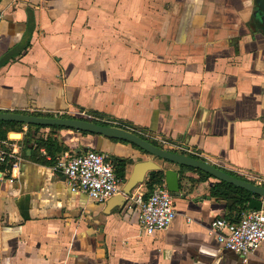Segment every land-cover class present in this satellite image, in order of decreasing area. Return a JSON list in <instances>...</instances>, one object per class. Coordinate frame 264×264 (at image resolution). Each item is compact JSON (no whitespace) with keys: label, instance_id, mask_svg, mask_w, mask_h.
Here are the masks:
<instances>
[{"label":"crops","instance_id":"0c3cea01","mask_svg":"<svg viewBox=\"0 0 264 264\" xmlns=\"http://www.w3.org/2000/svg\"><path fill=\"white\" fill-rule=\"evenodd\" d=\"M263 15L259 0H1L0 112L92 113L264 186ZM26 132L2 139L21 158L0 164V264H242L207 233L213 217L250 209L227 217L210 194L221 180L66 127L30 128L23 149ZM49 136L65 148L36 149ZM86 149L124 161V179L142 157L176 170L169 226L143 232L136 187L106 212L50 170ZM248 264H264V241Z\"/></svg>","mask_w":264,"mask_h":264},{"label":"built area","instance_id":"2783aa9c","mask_svg":"<svg viewBox=\"0 0 264 264\" xmlns=\"http://www.w3.org/2000/svg\"><path fill=\"white\" fill-rule=\"evenodd\" d=\"M79 115L94 122H104L131 130L117 121L92 113L81 111ZM6 143V140L0 139V164L9 161L10 167L16 168L21 157L17 151L5 149L3 145ZM49 168L62 174L63 181L70 191L83 193L99 203L119 193L124 181L116 173L113 158L94 149L64 154L57 157ZM131 197L139 207V221L144 233L150 235L164 230L173 221L175 217L173 194L163 181L155 184L146 197L142 193ZM207 233L222 247L237 253L242 264H248L249 255L264 241V211L250 208L242 212L236 220L215 216L209 221Z\"/></svg>","mask_w":264,"mask_h":264},{"label":"water","instance_id":"95a60500","mask_svg":"<svg viewBox=\"0 0 264 264\" xmlns=\"http://www.w3.org/2000/svg\"><path fill=\"white\" fill-rule=\"evenodd\" d=\"M259 8L264 11V0H259ZM264 20V15H263ZM0 120L4 121H17L24 124H34L42 126H61L66 128L75 129L86 134H95L97 136L107 137L122 140L135 145L145 153L150 154L152 157L160 158L166 161L174 162L179 165L189 166L195 169L204 171L218 180L231 183L235 186L241 187L251 194L264 198V186L245 180L243 178L231 175L221 169L207 163L191 155L176 152L171 149L159 147L147 139L139 136L138 134L115 125L103 124L94 122L82 115L73 117L67 116H51L31 113L19 112H0ZM30 152V150H27ZM161 170V167L152 158L142 157L141 160L135 161L132 165L129 175L123 181L121 191L106 199V212L114 207L123 206L131 191L140 183H142L149 171ZM164 173V183L172 194L179 192V174L176 170L166 169ZM248 207L257 210L262 209V201L258 198H251L248 202Z\"/></svg>","mask_w":264,"mask_h":264},{"label":"trees","instance_id":"16d2710c","mask_svg":"<svg viewBox=\"0 0 264 264\" xmlns=\"http://www.w3.org/2000/svg\"><path fill=\"white\" fill-rule=\"evenodd\" d=\"M1 1V0H0ZM30 20V17H29ZM24 123L17 122V121H4L0 120V139L6 138V134L9 130L13 131H21L22 125ZM105 124V123H104ZM27 126V132L25 136L22 139L23 143V149L26 148V146H30V143L32 141L31 136L29 135V130L32 127H39L42 125H34V124H26ZM52 128H61V126L52 125L50 126ZM84 132V131H83ZM86 133V132H85ZM13 136H18V133H12ZM155 144V142H152ZM40 146H45L48 151H61L65 148V146H62L59 144V141L55 137H47L46 139H37L36 140V149H38ZM24 151V150H23ZM34 156V150L32 151V154L30 155L31 158ZM113 161L116 166V173L123 179H124V161H119L115 158H113ZM4 163V162H3ZM6 163V162H5ZM7 168L10 169V165H6ZM201 171V170H200ZM205 175L209 176L210 174L201 171ZM164 173L162 170H152L147 173V176L144 180V186L146 188V192L143 193V196L145 197L148 192L152 190L155 184H159L163 181ZM211 196H214L216 198H222L226 201V208H227V217L229 212L232 211L236 206L239 207V210L245 209L248 206V202L251 199L250 192L235 186L231 183L225 182V181H219L218 183H215L210 191ZM230 218V217H229ZM232 220V218H231ZM235 220V218H234Z\"/></svg>","mask_w":264,"mask_h":264},{"label":"rangeland","instance_id":"374dc122","mask_svg":"<svg viewBox=\"0 0 264 264\" xmlns=\"http://www.w3.org/2000/svg\"><path fill=\"white\" fill-rule=\"evenodd\" d=\"M136 188H138V189H137L138 191H141L142 193H145L146 188H145V186H144V181H143L142 183L138 184V185L136 186Z\"/></svg>","mask_w":264,"mask_h":264},{"label":"flooded vegetation","instance_id":"af4514ba","mask_svg":"<svg viewBox=\"0 0 264 264\" xmlns=\"http://www.w3.org/2000/svg\"><path fill=\"white\" fill-rule=\"evenodd\" d=\"M117 122H118V121H117ZM101 123H104V122H101ZM118 123H119V122H118ZM120 125H122V124L120 123ZM130 131H132V132L138 134L134 129H131ZM138 135L144 138V136H142V135H140V134H138ZM153 144H154V143H153Z\"/></svg>","mask_w":264,"mask_h":264}]
</instances>
